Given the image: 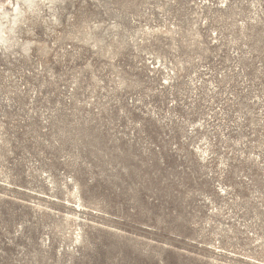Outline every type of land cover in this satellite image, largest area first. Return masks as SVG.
Returning a JSON list of instances; mask_svg holds the SVG:
<instances>
[{
	"label": "rangeland",
	"instance_id": "obj_1",
	"mask_svg": "<svg viewBox=\"0 0 264 264\" xmlns=\"http://www.w3.org/2000/svg\"><path fill=\"white\" fill-rule=\"evenodd\" d=\"M0 264H264V0H0Z\"/></svg>",
	"mask_w": 264,
	"mask_h": 264
}]
</instances>
